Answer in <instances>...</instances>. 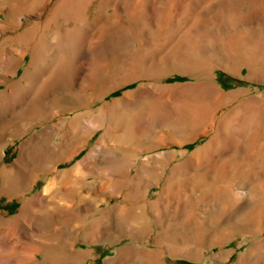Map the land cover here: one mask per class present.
I'll return each mask as SVG.
<instances>
[{"label": "rangeland", "instance_id": "1", "mask_svg": "<svg viewBox=\"0 0 264 264\" xmlns=\"http://www.w3.org/2000/svg\"><path fill=\"white\" fill-rule=\"evenodd\" d=\"M0 11V81L31 77V55L19 57L31 41L46 69L19 111H2L0 96V130L19 120L0 143V166L22 172L0 169V217L17 216L42 190L53 172L31 179L51 161L84 145L58 169L83 162L112 119L113 155L131 153L111 165L120 180L112 189L99 190L108 181L101 158L57 203H41L43 226L24 242L61 257L75 246V264H264V0H0ZM82 38L84 57L73 63L66 47ZM116 101L125 105L110 111ZM90 113V128L70 131ZM135 183L143 214L132 230L120 208Z\"/></svg>", "mask_w": 264, "mask_h": 264}, {"label": "bare ground", "instance_id": "2", "mask_svg": "<svg viewBox=\"0 0 264 264\" xmlns=\"http://www.w3.org/2000/svg\"><path fill=\"white\" fill-rule=\"evenodd\" d=\"M7 15L8 13L5 14V17ZM8 17L9 15L7 16V18ZM0 20H3L1 16H0ZM83 43H84V39L82 38V40L77 46V49H74V48L72 49L70 46H69L70 48L68 46L66 47V50L71 52L73 63H77L82 57H84ZM48 44L49 45L52 44L51 39H48ZM51 46H53V44ZM27 48L28 49L20 52L19 57L21 59H24L27 53L31 55V61H30V68L32 70L31 77L27 79V82L25 83L19 81V84L17 85H15L16 83L13 85H10V84H7L5 81H0V83L6 84L5 89H2L0 91L1 100L3 101L2 111H5V112L6 111L8 112L19 111L22 108V105L26 101H28V99L30 98L33 87L42 78L44 71L46 72V69L44 70L43 67H40L38 64V62H40L39 60L42 54L39 51L40 46L38 42L36 41L34 43L31 41V44ZM12 54L13 52L9 51L8 54H6L5 59L3 58L4 59L3 61L8 62L9 59L12 58L11 57ZM15 72H16V69H15ZM27 75H28V70H26L24 77H27ZM106 93H108V91L104 93L102 92V94L100 95V99L103 98ZM122 105H125L124 102L116 101L115 103H113L112 109H109V110L116 112L118 111L119 108L122 107ZM106 110H107V107L105 106L99 107V114H96V115L101 116L102 113L103 114L106 113ZM89 115H90V118H87V119H81L79 116H77V119L79 121L78 123L74 124L72 128H70V131L78 132L87 127L90 128V125L96 115L91 114V113ZM17 120H12L11 122L9 121V123L4 127V129L0 130V143L6 142L7 136H12V134L10 133L8 134L7 132L9 131L10 124L13 125L17 123ZM94 121L96 122V120ZM0 122H1V119H0ZM39 123L40 122L38 121H33V122H30L29 124L28 122L23 123L21 135L25 134L26 132H28L30 128H33ZM114 123H115L114 119H112L110 126L102 134L100 140L97 142L96 144L97 147L94 146L93 148L89 150L83 162L78 163L76 166L72 168L58 169V167L60 166L62 162L71 160L73 155L76 154L82 147H84V145L81 146V148L76 152H73L69 155L56 159V161H51V165L47 168L48 170L45 169L47 170L46 172L43 170L45 173L37 174L38 173L37 171V173L34 174V177H32L31 183H30L31 187L38 181L39 178H42L49 172H53L48 178L46 177L47 179L45 180L44 186L42 187V190L39 193H37L35 196L31 198L23 200L22 206L20 208V213L17 216L11 219L3 218L2 216L0 217V264H42V260L53 261L54 264H59L60 261H62L60 260L61 258L64 259L62 264H75L78 261L83 259L82 255H80L79 251H77V248L75 246L68 248V249L64 248L63 255H62L63 257H61L60 256L61 254L57 252L47 251L44 246H39L38 244H35V242L33 241L24 242V240H28V239L36 237L37 234L35 232L39 231L41 227L43 226V219L41 218V210L38 208V206L43 202L57 203L56 199L59 196H61L60 195L61 190H64L63 187L68 184L75 183L76 174L85 172L86 170L89 169V167L91 168L96 167L98 164L101 163L103 159L104 162H107L108 165L106 168H104L105 172H102V174L106 176L108 181L99 185V190L106 191L110 188L112 189V187H115L116 183H120L119 178L116 176L117 174L114 175L113 168L111 167V165L115 164L116 162L126 165L127 159L131 155V153L129 151L123 152L121 158L115 157V155H113L112 150L115 147H114V144L112 143V140L117 141L119 139L117 138L119 136L116 135V128L114 127ZM210 123H211V126H214V118L211 120ZM99 127H101L100 124L93 125L92 132H94V130ZM39 136L46 137V132L39 131ZM39 136L33 135L31 138L28 139V142H37V140H39ZM24 144H27V142H24ZM2 152L4 153V150H2ZM152 159H153L152 156H147L146 158L142 160V163L151 164ZM0 169H2V171H4V173L6 174H11L12 176H14L15 179H18L19 177L22 176V172L20 171L21 167H19L18 164L14 168H9V169L5 168L2 165L0 166ZM149 172L147 171V174H146L147 178L151 174ZM142 179L146 181L145 178H142ZM136 185H137L136 183L133 184L131 188H128L127 191L122 193V201L124 203L123 205H121V208L119 207L120 212H121L120 214H124V215L128 214L127 217L129 219V225L132 230H134L141 223L140 217L143 214L142 212L143 206L139 203L140 202L139 196L141 195V192L136 188ZM163 191L166 194L168 192L167 188L165 187L163 188ZM91 192H94L96 194L97 190L93 187L91 188ZM114 193L117 194V192H114ZM141 197L144 198V196H141ZM60 200H62V198ZM76 205L77 204L75 203L71 208H69V210L70 211L75 210ZM99 205L100 204L98 202V206ZM94 224H97L96 226H98V223H94ZM52 238L55 239L54 236H52ZM38 255H41L43 257L42 260L38 257Z\"/></svg>", "mask_w": 264, "mask_h": 264}, {"label": "trees", "instance_id": "3", "mask_svg": "<svg viewBox=\"0 0 264 264\" xmlns=\"http://www.w3.org/2000/svg\"><path fill=\"white\" fill-rule=\"evenodd\" d=\"M115 93H117V92H115Z\"/></svg>", "mask_w": 264, "mask_h": 264}]
</instances>
